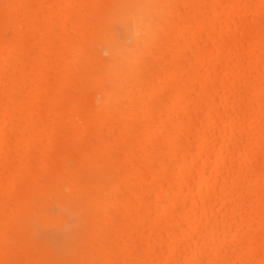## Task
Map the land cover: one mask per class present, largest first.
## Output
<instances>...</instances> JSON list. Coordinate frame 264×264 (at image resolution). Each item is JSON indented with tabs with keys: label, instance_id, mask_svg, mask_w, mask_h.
I'll use <instances>...</instances> for the list:
<instances>
[{
	"label": "bare ground",
	"instance_id": "bare-ground-1",
	"mask_svg": "<svg viewBox=\"0 0 264 264\" xmlns=\"http://www.w3.org/2000/svg\"><path fill=\"white\" fill-rule=\"evenodd\" d=\"M0 264H264V0H0Z\"/></svg>",
	"mask_w": 264,
	"mask_h": 264
}]
</instances>
